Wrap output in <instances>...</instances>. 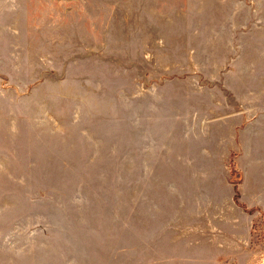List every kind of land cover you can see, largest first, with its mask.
<instances>
[{
	"label": "rangeland",
	"instance_id": "rangeland-1",
	"mask_svg": "<svg viewBox=\"0 0 264 264\" xmlns=\"http://www.w3.org/2000/svg\"><path fill=\"white\" fill-rule=\"evenodd\" d=\"M0 264H264V0H3Z\"/></svg>",
	"mask_w": 264,
	"mask_h": 264
},
{
	"label": "crops",
	"instance_id": "crops-1",
	"mask_svg": "<svg viewBox=\"0 0 264 264\" xmlns=\"http://www.w3.org/2000/svg\"><path fill=\"white\" fill-rule=\"evenodd\" d=\"M0 4H5V2L3 0H0Z\"/></svg>",
	"mask_w": 264,
	"mask_h": 264
}]
</instances>
